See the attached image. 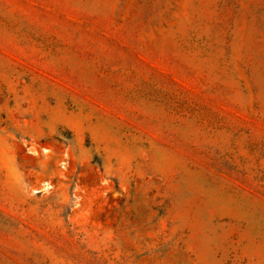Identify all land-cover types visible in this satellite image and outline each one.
Segmentation results:
<instances>
[{"label": "rangeland", "instance_id": "374dc122", "mask_svg": "<svg viewBox=\"0 0 264 264\" xmlns=\"http://www.w3.org/2000/svg\"><path fill=\"white\" fill-rule=\"evenodd\" d=\"M0 264H264V0H0Z\"/></svg>", "mask_w": 264, "mask_h": 264}]
</instances>
